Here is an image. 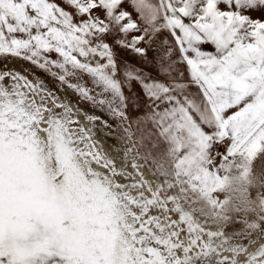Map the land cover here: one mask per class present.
<instances>
[{
    "label": "snow or ice",
    "instance_id": "obj_1",
    "mask_svg": "<svg viewBox=\"0 0 264 264\" xmlns=\"http://www.w3.org/2000/svg\"><path fill=\"white\" fill-rule=\"evenodd\" d=\"M0 59V264H264V0H0Z\"/></svg>",
    "mask_w": 264,
    "mask_h": 264
},
{
    "label": "rangeland",
    "instance_id": "obj_2",
    "mask_svg": "<svg viewBox=\"0 0 264 264\" xmlns=\"http://www.w3.org/2000/svg\"><path fill=\"white\" fill-rule=\"evenodd\" d=\"M5 63H7L9 67H15L17 69H21V67L23 65V62L20 60L4 61V60L0 59V67H2Z\"/></svg>",
    "mask_w": 264,
    "mask_h": 264
}]
</instances>
